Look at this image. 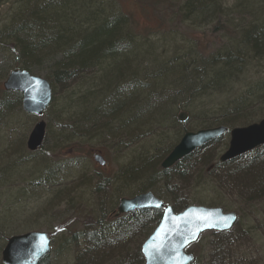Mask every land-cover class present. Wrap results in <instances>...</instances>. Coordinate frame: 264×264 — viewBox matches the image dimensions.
Returning a JSON list of instances; mask_svg holds the SVG:
<instances>
[{"label":"rangeland","instance_id":"1","mask_svg":"<svg viewBox=\"0 0 264 264\" xmlns=\"http://www.w3.org/2000/svg\"><path fill=\"white\" fill-rule=\"evenodd\" d=\"M24 1L0 0V30L8 22L11 14L18 9L19 4ZM144 1L103 0L106 8L102 9L104 12L110 10L114 15L128 16L133 20L137 27L136 35H138L134 52H146L147 56H152L153 59L150 58L152 61H142L145 67L151 69L158 62L157 59L156 63L154 62L155 56L167 60L187 58L184 56L187 54L193 57L190 59L192 63L198 56L200 58L202 56L203 60H208L217 54L219 46L221 48L226 45V33H236L239 27L244 26L238 20L240 14L234 12L232 8L236 0H221L228 11L220 15L224 21L219 24L226 28L220 26L217 29L205 28L206 25L190 23L182 17L191 16L193 18L198 15L196 13L194 15L185 14L182 11L180 15L178 13L175 16L174 22L168 20L169 23L163 30L164 25L154 11H145ZM244 1L247 5L248 1ZM250 1L261 2V0ZM171 2L174 3L172 0ZM171 6L174 12L179 11L176 5L174 7L171 4ZM205 16L213 18L209 12ZM84 19L82 16L80 20ZM214 21L218 24L216 20ZM87 23L91 25L90 22H85L82 31L88 30ZM125 27L128 28V26ZM7 42L9 47H0V99L5 96L2 83L7 74L19 68L9 53L13 43L11 40ZM56 48L43 50L46 54L44 53L42 63L31 69L32 75L43 78L50 84L51 103L46 111L39 117L27 115L21 109V100L19 102L12 100L15 106H10L7 113L0 111V254L8 238L29 232H44L52 240L51 253L41 264H143L140 247L145 237L154 228L155 222L151 219L140 221L133 226L131 223L123 226L122 224L130 217L124 215L113 218L112 213L116 210L120 198H131L144 192L142 188L147 186L145 178L149 177V168L146 174L136 176L137 178H128V185L125 187L120 184L116 185L118 182L116 175H119L130 162L133 163L132 161L138 159L146 160L154 154L162 162L165 150L172 149L181 136L177 138L173 132L175 126L171 124V121L160 124V120L165 117L163 111L160 110L157 114L158 118L154 117V120H157L155 123L150 122L153 120L151 116L143 117L137 120L134 128L120 129L117 132L112 130L111 135L104 132L102 135H93L91 138L67 139L66 134L61 133L65 126L62 121L66 120V117L69 119L71 114L80 118L84 111L89 113L94 108L100 107V103L104 100L101 98L109 96L108 91L113 86L107 87L106 78L100 71L106 68L108 63H104L100 69H94L90 75L68 82L65 86L62 82L51 83L48 76L52 64L46 59L49 53H54ZM131 57H133L132 54L130 58L127 57L129 63L130 61L139 63L138 59ZM59 60L60 56L55 62ZM252 63L253 61L247 65L249 68L253 67L251 72L239 78L241 82L247 79L246 85L255 83L256 79H264V60L258 64ZM127 72L128 70L124 69L123 74L126 75ZM123 78L126 80L125 76ZM153 81L156 79L153 78ZM150 87L143 93L138 90L137 96L133 98L145 99ZM88 89L92 94H86ZM237 92L231 84H226L218 90L199 92L191 97L187 101L190 103L188 105L196 111L193 115L189 114L184 124V131H198L199 128L196 126L203 123L214 122V125L221 123L220 118H225L226 113L202 115L199 114L198 106L205 112L223 101L233 99L238 94ZM139 94L142 96L140 97ZM108 96L105 99H108ZM247 110H250L247 113L250 116L236 117L235 126L242 127L264 118L263 104L256 107L251 106ZM120 116L121 114L116 117ZM169 116L175 119L176 114L174 112ZM245 118L249 123L243 124ZM40 121L45 123L46 128L44 143L40 150L31 153L26 149V141L33 126ZM175 124V129L179 131L181 127L176 122ZM132 130L135 132L131 133ZM227 144L228 137L226 136L217 144H210L206 149L196 152L189 158L192 160L186 164L185 177L178 179L176 173H169L167 180L150 186L154 190H162L159 198L165 204H170L173 198H179L185 200L187 205L220 207L225 213L237 214L238 221L227 234L205 233L196 244L188 248V252L195 256L192 264H264V194L260 193L255 196L249 189L253 187L249 185L251 181L240 182V186L244 187L234 188L235 190L229 188V193L227 180L224 178V175L232 168H239L247 163V158L225 164L224 169H221L219 173L199 176L206 161L211 165L218 162ZM70 146L74 147L73 153ZM74 153L80 155L81 158L76 172L75 169L72 171L68 168L71 166L70 155ZM96 154H100L106 160V167L100 168L93 162V155ZM82 155L85 156L83 160ZM62 164L65 166L62 167ZM52 166H56L57 170L53 172L57 175L56 178L51 179L47 176L43 178L46 169ZM158 168L161 169L160 166ZM85 170L99 174L105 182L104 185L101 187L93 180H85ZM154 190L149 191L155 195ZM95 220H101L103 227L108 228L106 235L103 236V241L106 243L103 242L102 247H97L94 251L96 254L92 252L93 247L90 246L93 244L86 239L88 234L96 233L102 228ZM146 228L147 231L144 230Z\"/></svg>","mask_w":264,"mask_h":264},{"label":"trees","instance_id":"2","mask_svg":"<svg viewBox=\"0 0 264 264\" xmlns=\"http://www.w3.org/2000/svg\"><path fill=\"white\" fill-rule=\"evenodd\" d=\"M102 1L25 0L19 4L18 9L11 14L8 22L0 30V47L7 48L9 44L7 41L11 40L13 46H10L9 53L19 65L18 69L29 73H31L32 67L39 66L42 63L46 54L43 50H54L57 47L54 53H49L50 55L46 59L52 64L50 75L48 76L51 83L54 81L62 82V85L65 86L70 81H77L82 76L90 75V72L94 69L102 68L104 63L109 64L103 70L100 69L103 77L106 78L107 87H114L108 91V99H105L107 96L101 98L104 100L100 103V107L94 108L89 113L84 111L80 118L73 114H71L69 119L66 117V120L62 121L65 126L62 128L61 133H65L67 139L91 138L93 135L99 136L104 132L111 135L112 130L117 132L120 129L134 128L137 120L143 117L151 116L153 120L150 122L154 121L155 123L157 120H154V117L158 118V111L163 110L165 104L167 106L169 103L173 107L177 105V107L184 106V109L188 110V115H193L196 109H191L188 105L190 103L187 102L191 97L199 92L218 90L222 85H226L228 80L234 83V76H236L235 73L237 71L247 66L251 61L259 62L264 60V0H261L260 3L247 0V5L241 0L233 4L232 8L234 12L240 14L238 20L244 26L239 27L236 33L227 31L228 33L225 35L227 43L224 49L217 52L210 59L203 60L202 56L201 58L198 56L192 63L190 59H193V57L187 54L184 55L187 58L167 60L156 58L155 56L154 62L156 63V59L158 62L153 69L145 67L142 63V61L145 62L146 60L152 61V56H147L146 52H134L138 35H136L137 27L133 20L128 16L120 17L117 14L114 15L110 10L109 12H104L102 8L106 7ZM171 4V0H145L143 3L146 12L149 10L151 12L154 11L161 21H165L167 18L170 22H174L178 12L173 11ZM206 7L207 10H205ZM181 10L185 14L190 15L196 13L197 15L205 16L209 12L218 24L224 21V18H221L220 15L228 11L221 0H184ZM162 14H165L166 17ZM82 16L85 18L84 20H80ZM85 22H90L91 25L87 23L88 30L82 31V26ZM225 23H229V21H225ZM124 26H128V28H124ZM219 26L225 27L220 24ZM125 30H128L129 33L125 32ZM130 54L133 55L131 58L138 59L139 63L131 61L129 63ZM58 56H60V60L55 62ZM124 69L128 70L126 75L123 74ZM123 76H125L126 80H124ZM153 78L156 81H153ZM165 79L170 81H165ZM148 87L151 89L147 90L146 95L148 96L145 99L140 100L138 98L136 100V98H133L137 96L138 90L143 93ZM237 93L233 99H229L226 102L223 101L216 105L215 108L208 109L205 112H203L204 109L200 110V106H198L199 114L202 115H211V113L226 114L225 118H220L221 123L216 125H214V122L203 123L196 126V128L204 129L213 126L232 128L236 124V117L250 116L247 114L250 111L247 110L248 108L264 105V79H256L255 83L245 85L242 91ZM3 94L5 96L0 99V111L7 113L6 111H8L10 106H15L14 101L19 102L21 98L19 94ZM86 94H92L90 89H88ZM175 97L176 99H174ZM119 114H121V119L116 117ZM167 115L164 114L165 117L160 120V124L166 121L173 122V117ZM247 123L249 122L245 118L243 124ZM173 126L176 127V124H173ZM175 127H173V132L179 138L185 132V126H179L181 127L179 131ZM134 132L135 130L131 131V133ZM70 147L73 153L74 147ZM170 150L171 148L166 149L162 158H165ZM66 156H71L69 158L71 166L68 168L72 171L75 169L76 172L77 165L81 159L80 155H75L74 153ZM84 158L85 156L82 155V160ZM189 158L191 156L165 171L158 168L161 160L159 161L158 156L155 154L146 160H134L135 164L134 161H132L133 163L130 162L126 168L124 167L123 171L121 170L119 175H116V181H118L116 185L120 184L125 187L128 185V178L146 174L147 168H149L148 178L157 184L167 180L169 173L173 172L176 173L178 179H181L187 174L186 164L190 160ZM64 166L62 164V167ZM221 169H224V165H211L206 161L199 172V176L219 173ZM50 170L52 171L51 173ZM56 170V166L47 168L42 177L47 176L54 179L57 175L53 174V172ZM67 175H69V172H67ZM224 178L227 180L229 193V188L233 190L242 188L244 186L241 185V187L240 182L251 181L249 185L253 187L249 189L252 190L255 196L260 193L263 195L264 149L259 150L257 154L255 153L247 163L239 168L235 167L229 170L224 175ZM145 180L147 181V178ZM149 182H147V186L142 188L144 192L150 189L154 190ZM99 185L101 186V184ZM245 187L247 190V186ZM161 191V189L154 190L157 198L162 195ZM205 192H207L206 189ZM169 203L178 211L187 206L185 202V204L180 205L179 202L172 201V199ZM160 216L159 211H141L129 215L128 217L130 218L126 220L128 223L125 222L122 225L126 226L129 223L138 224L140 221L144 222L151 219L157 224ZM97 225L101 226L102 230L90 233L86 238L88 242L94 245H90L93 247L92 252L97 250V247L104 245L103 236L106 235L108 230V228L103 227L104 224L101 220L97 221ZM119 228H121V225H119ZM144 230L147 231V228ZM94 254L96 253L94 252Z\"/></svg>","mask_w":264,"mask_h":264},{"label":"water","instance_id":"3","mask_svg":"<svg viewBox=\"0 0 264 264\" xmlns=\"http://www.w3.org/2000/svg\"><path fill=\"white\" fill-rule=\"evenodd\" d=\"M6 92H19L22 95L21 107L28 115L40 116L51 102L49 83L26 71L10 72L3 83ZM187 115L178 116L179 123H185ZM226 130L222 127L186 133L170 154L161 163L167 170L181 159L208 142L221 137ZM45 134V123L40 121L32 128L26 148L34 152L42 145ZM264 145V119L246 128L234 129L230 132L227 151L220 161H230L254 148ZM94 162L103 167L105 162L100 154L93 158ZM162 203L151 193L137 195L131 199H121L118 213H130L142 209H161ZM233 213L223 214L220 209L189 206L182 212L174 214L166 207L161 220L141 246L144 264H189L193 257L185 255L183 250L193 243L199 234L205 231H227L235 223ZM50 253V240L43 232H29L12 236L1 253L2 264H39Z\"/></svg>","mask_w":264,"mask_h":264},{"label":"bare ground","instance_id":"4","mask_svg":"<svg viewBox=\"0 0 264 264\" xmlns=\"http://www.w3.org/2000/svg\"><path fill=\"white\" fill-rule=\"evenodd\" d=\"M174 3H172V5H174V7H175V5L177 6V8H179L178 10V13H179V15L182 13V10H181V8H182V6H183V4H184V0H172ZM241 0H236V2H234V3H237V2H240ZM242 2H245L244 0H242ZM181 10V11H180ZM205 10H207V7L205 8ZM163 16H165L166 17V15L165 14H162ZM192 15H194V14H192ZM183 18V20H189L190 21V23H194V24H202V25H206L205 26V28H217L218 26H219V24H217L215 21H214V19L213 18H211L210 16H204V15H198L197 17H194L193 16V18L191 17V16H183L182 17ZM181 18V19H182ZM162 23H163V25H164V27H163V30L164 29H166V27H167V25H168V23H169V21H168V19L166 18V20L165 21H162ZM217 25H216V24ZM211 25V26H210ZM125 32H128V30H125ZM163 32H165L166 33V31H163ZM129 33V32H128ZM229 37V36H228ZM224 47L225 46H222L221 48H220V46L218 47L219 48V50H218V52H220L221 50H223L224 49ZM260 62V61H259ZM254 64H258V61H254L253 62ZM251 68H253V67H251ZM251 68H249V66H245V67H243V68H241L239 71H237L236 73H235V75L236 76H234V83L231 81V80H228V82H227V84H231L232 85V88H234L235 89V92L236 91H242V89H243V87L246 85L245 84V82H247V79L245 80H243V82H241V80H239V78L241 79L245 74L247 75L248 73H249V71L251 72ZM264 77V76H263ZM81 78H83V76L81 77ZM249 80V79H248ZM250 80H251V78H250ZM242 83V84H241ZM243 86V87H242ZM232 92H234V91H232ZM204 96H206V95H204ZM163 113L164 114H173L174 112H175V114H176V116H175V119L173 118V122H171V124H174L175 125V123L174 122H176L177 121V118H178V116L180 115V114H182V113H184V112H186V111H188V110H186V109H184V106L183 107H177V108H173V105L171 104V103H169L163 110ZM187 113V112H186ZM168 114V115H169ZM172 117V116H171ZM175 120V121H174ZM176 164H174L173 166H172V168L175 166ZM85 180H93V181H95L96 183H97V185H99V184H101V186L102 185H104V182H103V180H102V178L99 176V174H95V173H92L91 171H89V170H85ZM150 181V179L149 178H147V182H149ZM149 184H154V185H156L157 183L156 182H154V181H150L149 182ZM153 186V185H152ZM172 201H175V202H179V204L180 205H182L183 203H184V201L185 200H183V199H179V198H173L172 199ZM132 225H134L133 223H131Z\"/></svg>","mask_w":264,"mask_h":264}]
</instances>
